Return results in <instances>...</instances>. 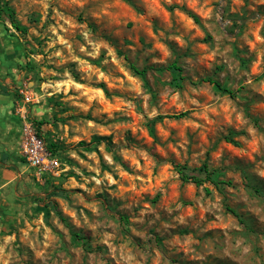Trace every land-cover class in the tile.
Instances as JSON below:
<instances>
[{"label":"rangeland","instance_id":"obj_1","mask_svg":"<svg viewBox=\"0 0 264 264\" xmlns=\"http://www.w3.org/2000/svg\"><path fill=\"white\" fill-rule=\"evenodd\" d=\"M6 1L24 28L0 11L19 129L0 162V264H264V0ZM173 61L181 86L130 68ZM22 113L57 173L26 164ZM203 162L232 185L173 167Z\"/></svg>","mask_w":264,"mask_h":264},{"label":"trees","instance_id":"obj_2","mask_svg":"<svg viewBox=\"0 0 264 264\" xmlns=\"http://www.w3.org/2000/svg\"><path fill=\"white\" fill-rule=\"evenodd\" d=\"M2 4V5H1ZM0 11L1 12H5L7 19L9 20L10 25L16 30L21 32L22 29L24 28V26L19 22V20L17 19L14 9L10 7V5H8V2L5 0L3 3L0 2ZM1 16V14H0ZM193 19L195 21H197V18L195 16H193ZM130 68L138 75L143 76L144 73L148 70V69H156V70H166V69H171L173 70L175 73H177V78L175 79L176 81V85L177 86H181L182 85V80L185 78L182 75V69L179 65L176 64L175 61H173L172 63H170L169 65L165 66V67H154V66H144L141 69L137 68L136 66H134L133 64H130ZM199 82H208L214 85V87L220 91L226 92L230 95H233L234 92L231 91L230 89H228L227 87H224L222 84H220L219 82L215 81L214 79H212L211 77H203L201 79H199ZM185 113H180V114H173V115H167V116H158L159 119L164 118V117H180L182 115H184ZM102 139H104L103 137L100 136H93L91 141L88 142L86 144V147L89 149L90 148V143H99ZM230 141L231 138H229ZM84 143V142H81ZM54 144L50 143L49 144V149L50 151L54 152ZM105 148L109 151L111 150L110 147V142L106 143ZM114 158L116 160H118V157L116 155H114ZM174 169L176 170V172L178 173L179 179L182 182H191L193 183L195 186H202L205 182H210L212 184H214L215 186H218L219 184H225V185H232V182L230 180H222V179H218V174H216V170L214 168H211L206 162H203L201 165H199L198 167H188L185 164H173ZM204 190L206 191V193H209L208 188H204ZM257 191V190H255ZM52 194H55L56 192H51ZM230 211L232 213H235L234 210ZM57 214H59V212L57 211ZM120 219L125 220V216H119Z\"/></svg>","mask_w":264,"mask_h":264},{"label":"crops","instance_id":"obj_3","mask_svg":"<svg viewBox=\"0 0 264 264\" xmlns=\"http://www.w3.org/2000/svg\"><path fill=\"white\" fill-rule=\"evenodd\" d=\"M8 38L1 34L0 30V162L14 161L16 155L15 148L19 129L16 126L14 114L12 112V101L9 98L7 83V59L9 55ZM5 168V165H3ZM6 170L15 173L14 169Z\"/></svg>","mask_w":264,"mask_h":264},{"label":"built area","instance_id":"obj_4","mask_svg":"<svg viewBox=\"0 0 264 264\" xmlns=\"http://www.w3.org/2000/svg\"><path fill=\"white\" fill-rule=\"evenodd\" d=\"M25 100H29V97L26 96ZM21 117L20 147L26 164L38 173H57L60 162L52 151L46 149L43 138L37 134L32 120L26 118L23 113Z\"/></svg>","mask_w":264,"mask_h":264}]
</instances>
